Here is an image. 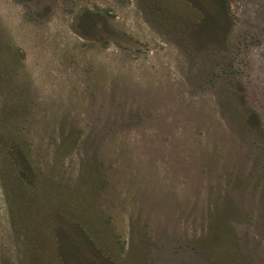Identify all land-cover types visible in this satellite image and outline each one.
<instances>
[{"label": "rangeland", "instance_id": "374dc122", "mask_svg": "<svg viewBox=\"0 0 264 264\" xmlns=\"http://www.w3.org/2000/svg\"><path fill=\"white\" fill-rule=\"evenodd\" d=\"M0 133V264H264V0H0Z\"/></svg>", "mask_w": 264, "mask_h": 264}, {"label": "trees", "instance_id": "16d2710c", "mask_svg": "<svg viewBox=\"0 0 264 264\" xmlns=\"http://www.w3.org/2000/svg\"><path fill=\"white\" fill-rule=\"evenodd\" d=\"M3 138V134L0 133V148L2 147V142L1 139ZM3 140V139H2ZM11 147V151L14 153L15 157L19 156V151H20V147L19 144L13 142ZM15 159L14 157H12V160ZM16 174L19 176L20 179L23 180V182L31 189L34 190L35 186L38 185L39 182V177L38 175L35 173L33 167H31L30 165H28L26 162H24V160L20 157L18 158V161H16V168H15ZM31 216V215H30ZM55 226H59V222L58 220L55 221ZM66 223L69 224V227L71 229H73L75 232L74 233H78L79 237L82 238V240H84V242L86 244H88L92 249L93 252H96L97 254H100L104 257L109 258V260H111L112 262L115 261V257L113 256V254L111 253L112 251H109L107 249H105L103 246H100V244H98V237L95 235L94 232H92L89 229H86L85 225H84V221L81 217H70L69 219L66 218ZM54 230V228H53ZM64 230V229H63ZM63 230H57V231H63ZM65 232V231H64ZM62 232H57L58 236L64 235L65 233ZM72 232H70L69 234H65L67 239H69V241L74 245L73 247H77V238H74ZM71 235V236H70ZM58 236L56 237L55 241H57V243H60V239L58 238Z\"/></svg>", "mask_w": 264, "mask_h": 264}]
</instances>
